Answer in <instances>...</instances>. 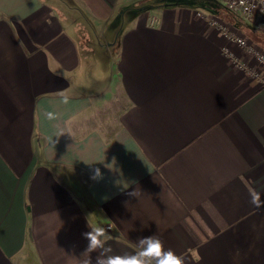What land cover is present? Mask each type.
Returning a JSON list of instances; mask_svg holds the SVG:
<instances>
[{"label":"crops","instance_id":"obj_1","mask_svg":"<svg viewBox=\"0 0 264 264\" xmlns=\"http://www.w3.org/2000/svg\"><path fill=\"white\" fill-rule=\"evenodd\" d=\"M192 3L0 0V264H83L89 225L109 254L158 235L186 264H264V84L226 34L264 40Z\"/></svg>","mask_w":264,"mask_h":264},{"label":"clouds","instance_id":"obj_2","mask_svg":"<svg viewBox=\"0 0 264 264\" xmlns=\"http://www.w3.org/2000/svg\"><path fill=\"white\" fill-rule=\"evenodd\" d=\"M90 179L97 182L103 179L99 168L93 170ZM128 195L137 197V192H129ZM251 203L257 208L264 206L259 193L252 194ZM89 228L90 231L82 234L88 241L87 248L82 254V256L87 255L88 259L83 264H91L90 254L97 253V250L100 251L96 257V264H186V257L178 255L172 249H165L164 242L158 235L139 238L136 242L137 251L134 253L109 254L112 249L105 246V242L111 239L108 230L102 226L89 225Z\"/></svg>","mask_w":264,"mask_h":264},{"label":"built area","instance_id":"obj_3","mask_svg":"<svg viewBox=\"0 0 264 264\" xmlns=\"http://www.w3.org/2000/svg\"><path fill=\"white\" fill-rule=\"evenodd\" d=\"M225 11L234 15L244 26L252 28L260 36L264 37V0H212ZM196 17L199 20H205L211 27L219 31H225L226 26L219 22L216 17L208 16L197 12ZM228 39L235 45L244 49L250 56H253L257 63V69L251 70L243 65L237 67L246 71L249 77L257 78L261 84H264V52L249 45L245 38L235 33L233 29L226 34ZM226 54V50H225ZM232 57V55L228 54Z\"/></svg>","mask_w":264,"mask_h":264},{"label":"rangeland","instance_id":"obj_4","mask_svg":"<svg viewBox=\"0 0 264 264\" xmlns=\"http://www.w3.org/2000/svg\"><path fill=\"white\" fill-rule=\"evenodd\" d=\"M179 5H181V3H179ZM189 8L193 10V12L198 11L206 15H209V13H216L218 15L227 13V15H229V12L225 11L223 8H221L218 4H216L212 0H193V3L192 5H189ZM254 35L257 38H262L257 32H254ZM102 39H103L102 41L103 43L108 42V33H105L102 36ZM262 39L264 40V37Z\"/></svg>","mask_w":264,"mask_h":264},{"label":"trees","instance_id":"obj_5","mask_svg":"<svg viewBox=\"0 0 264 264\" xmlns=\"http://www.w3.org/2000/svg\"><path fill=\"white\" fill-rule=\"evenodd\" d=\"M234 16V15H233ZM235 17V16H234ZM236 18V17H235ZM237 19V18H236ZM238 20V19H237ZM262 37V36H261ZM263 38V37H262Z\"/></svg>","mask_w":264,"mask_h":264}]
</instances>
